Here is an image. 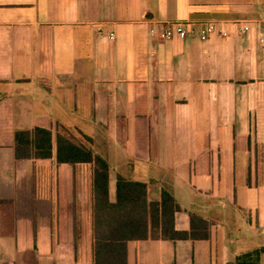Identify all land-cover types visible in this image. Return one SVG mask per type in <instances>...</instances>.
Returning a JSON list of instances; mask_svg holds the SVG:
<instances>
[{
	"label": "crops",
	"instance_id": "0c3cea01",
	"mask_svg": "<svg viewBox=\"0 0 264 264\" xmlns=\"http://www.w3.org/2000/svg\"><path fill=\"white\" fill-rule=\"evenodd\" d=\"M176 22L186 35L162 38ZM209 23L227 35L202 40ZM34 127L89 137L111 201L121 175L170 193L177 230L209 223L128 242V264L264 249V0H0V264H91L90 165L17 158Z\"/></svg>",
	"mask_w": 264,
	"mask_h": 264
},
{
	"label": "trees",
	"instance_id": "16d2710c",
	"mask_svg": "<svg viewBox=\"0 0 264 264\" xmlns=\"http://www.w3.org/2000/svg\"><path fill=\"white\" fill-rule=\"evenodd\" d=\"M91 139L80 136L77 142L50 130L34 127L16 131L15 154L20 159H48L58 163L90 165L92 242L91 264H128L127 244L139 240H200L209 236V223L191 215L189 230L175 228L180 210L176 199L162 191L160 198L148 199L147 184L117 175L115 200L109 198V165L92 149ZM55 149V152L53 151ZM263 248L241 254L228 264H260Z\"/></svg>",
	"mask_w": 264,
	"mask_h": 264
},
{
	"label": "built area",
	"instance_id": "2783aa9c",
	"mask_svg": "<svg viewBox=\"0 0 264 264\" xmlns=\"http://www.w3.org/2000/svg\"><path fill=\"white\" fill-rule=\"evenodd\" d=\"M186 24L184 22H176V23H172L170 25V28L165 31L161 36L162 38H169L172 35H176L179 37H184L186 35ZM217 31L220 35L222 36H226L227 35V31L223 28H216V24L215 23H209L206 26H203L200 30V38L202 40H205L210 34H212L213 32ZM242 33H245L248 31V27H243L240 30Z\"/></svg>",
	"mask_w": 264,
	"mask_h": 264
},
{
	"label": "rangeland",
	"instance_id": "374dc122",
	"mask_svg": "<svg viewBox=\"0 0 264 264\" xmlns=\"http://www.w3.org/2000/svg\"><path fill=\"white\" fill-rule=\"evenodd\" d=\"M82 123V122H81ZM84 127L85 128H87V126H85L84 125ZM79 139H80V137H79ZM72 141H74V142H77V140L76 139H74V140H72ZM40 174V173H39ZM40 175H42L43 176V181H46V182H50L52 179H51V174H50V171H45L43 174H40ZM42 181V180H41ZM55 183V182H54ZM112 197H114V193H112ZM9 222H7V225L9 226ZM85 228H86V226H85Z\"/></svg>",
	"mask_w": 264,
	"mask_h": 264
}]
</instances>
